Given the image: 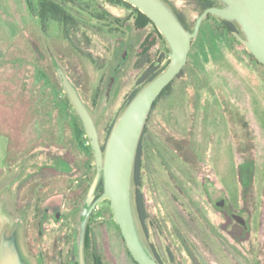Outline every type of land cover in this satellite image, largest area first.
<instances>
[{
  "label": "rangeland",
  "instance_id": "374dc122",
  "mask_svg": "<svg viewBox=\"0 0 264 264\" xmlns=\"http://www.w3.org/2000/svg\"><path fill=\"white\" fill-rule=\"evenodd\" d=\"M167 1L184 15L188 28L193 29L199 16L194 1ZM98 3L120 20L118 26L123 33L95 32L80 25L71 34L80 51L77 54L65 47L57 25H47V31L42 32L26 0H0V149L5 155L17 128L12 126L13 122L17 120L19 128L26 137L31 135L32 141L20 142L16 159H0V188L8 186L9 193L16 187L14 181L22 185L30 180L34 183L14 205L30 221L36 215L35 202L40 195L47 198V189L62 194L56 199L59 204L65 203L64 221L58 225L46 221L41 228L45 231L52 227L56 237L71 236L76 223L79 225L82 221L79 208L69 211L73 203L64 201V197L71 198L70 190L84 176L90 179L95 174L94 159H88L91 155L83 150L84 156H80V148L69 138L71 135L65 136L67 131L72 132L75 114L65 103L57 70L76 88L92 113L99 139L104 143L105 125L119 119L127 95L139 86L144 68L135 66L138 47L152 32L150 27L131 28L132 10L127 6L110 5L101 0ZM237 36L242 34H227L217 16L203 20L191 45L184 74L174 80L169 94L149 113L146 137L154 138L164 149L168 162L164 164L155 157V152L151 153L153 162L145 159L143 163L140 189L149 216L151 241L161 253L166 245L161 227L164 228L163 220H169L165 210L169 207L179 222L180 231L190 239L196 252L206 256L210 264H219L208 249L212 247L216 253L214 247L219 249L220 245L210 244L197 214L207 206L202 193L203 177L221 167L223 179L232 188L237 165L252 160L259 182L264 181V74L249 58ZM158 48L159 43L151 53L155 54ZM116 68L119 71L113 75ZM191 69L206 77L210 91L207 88L197 91ZM43 130L47 132V141L40 136ZM176 158L183 160L184 169L195 178V185L189 191L190 204L194 203L200 210L196 213L170 179L182 176ZM70 185L73 186L69 188ZM8 198L13 199L12 193ZM84 198L78 199V205ZM11 203L6 199L0 203L1 210L7 214L0 217V232L5 225H12L16 217ZM109 209L106 200L94 207L90 219L93 241L103 254L104 264H135ZM30 235L31 240L36 239L35 224L30 228ZM175 244L179 264H196L187 258L179 242ZM41 246L47 248V240ZM21 251L27 258L22 248Z\"/></svg>",
  "mask_w": 264,
  "mask_h": 264
},
{
  "label": "flooded vegetation",
  "instance_id": "af4514ba",
  "mask_svg": "<svg viewBox=\"0 0 264 264\" xmlns=\"http://www.w3.org/2000/svg\"><path fill=\"white\" fill-rule=\"evenodd\" d=\"M213 1V7H221L219 2ZM118 71L119 68L114 69L113 75H117ZM88 112L95 123L92 113L89 110ZM205 116L204 114V117ZM107 125H105V128ZM107 139L108 138L105 139L106 142ZM98 140L102 151H104L106 142H101L99 136ZM152 143L156 144V147H154L155 145L152 146ZM154 152L156 158H160L164 164H167L168 157L164 149H162L154 138L146 137L145 129L140 158V184L137 185L134 183L133 172L131 180V202L139 239L147 253L159 264H179L177 260L180 261V258L176 256L173 248H178V245L175 244L176 242L182 245L184 251L187 253L188 259L196 262V264H210L208 258L197 253L190 239L180 231L179 222L176 220L172 209L169 207L165 209L168 213L169 220H163V227L166 231L160 226L162 233H165L164 236L166 241L163 253H161L153 241H151L148 221L149 216L140 187L141 171L144 160L147 159L153 162V154L151 155V153ZM176 160H178L176 164H179L182 176H173L170 179L173 180V184L177 186L176 188L181 191L182 195L186 196L192 212L196 213L200 210L194 203L190 204L192 199L189 191V187L191 186V188H193L195 185V178L190 171L184 169V162L182 159L176 158ZM213 161L218 163L217 159H213ZM221 170L220 167L219 170H215L203 177L202 193L207 202V206L205 207V211L197 212L201 218L200 221L203 222L206 232L208 233L210 244L213 245L218 243L220 245V250L214 247L217 250H215L216 253L212 250V247L208 249V253L219 261V264H264V181L261 183L259 182L260 179L256 176L255 172V163L252 160H244L237 165L232 181L234 187L232 188L228 187L227 181L223 179ZM33 184L31 180L24 185H22V182L14 181V186L16 187L13 186L14 191H9V193H7L8 186H2L0 188V203L5 199L12 202V214L16 216L13 224L19 223L20 245L30 262L32 264H81V261H83L84 264H104L103 254L100 249L97 248V245H95L91 235L92 229L90 219L94 211V208L91 210V206L98 198H96V196L99 195L97 187L88 202L86 199L87 192L82 196L85 198L81 205H78L79 198L76 197L78 192L77 188L70 190L72 192L71 198L64 197V201L68 199L70 203H73L69 211L73 210L72 212H74L76 208H79V214L82 218L81 223L86 219L83 236L81 223L79 225L76 223V226H74L71 231V236L63 237L59 235L56 237L51 231L52 227H47L45 231L41 228L45 225L46 221H53V225H58L64 221V210L66 207L64 202L63 204H58L53 197L47 196V198L43 199L40 195L36 201L37 203L35 202L36 215L31 221L26 218V214H22L21 210L14 206L16 202L19 201L20 195H24L26 190H31ZM170 184L173 186L172 183ZM136 190H138L142 196L143 218L139 217L135 210L134 197ZM48 192L47 189V193ZM11 193L12 200L8 198ZM101 194L102 193H100V195ZM59 195L62 196V194ZM106 202L109 204L108 200H106ZM41 208H43V212L41 215H38V211ZM5 215L7 216L0 208V217H4ZM33 224H35L37 236L36 239L34 238L31 240L30 228ZM12 225L8 226L11 227ZM181 233L183 235H181ZM45 240H47V248H42L41 243L44 244ZM37 248L38 250H36Z\"/></svg>",
  "mask_w": 264,
  "mask_h": 264
},
{
  "label": "water",
  "instance_id": "95a60500",
  "mask_svg": "<svg viewBox=\"0 0 264 264\" xmlns=\"http://www.w3.org/2000/svg\"><path fill=\"white\" fill-rule=\"evenodd\" d=\"M143 13L162 35L168 48V64L147 83L124 109L114 125L102 151L95 123L76 88L62 74L60 83L68 101L77 114L85 137L93 152L95 174L87 191L90 200L100 180L102 194L93 202L108 200L115 224L126 249L136 264H159L144 249L137 232L131 202V180L135 155L147 117L163 90L171 84L187 64L191 43L208 14L238 25L237 36L259 63L264 65V0H215L221 7L203 11L195 21L192 32L186 30L165 0H123ZM86 219L82 222V236ZM0 264H30L23 255L19 241V223L5 225L0 232ZM81 264H84L81 261Z\"/></svg>",
  "mask_w": 264,
  "mask_h": 264
},
{
  "label": "trees",
  "instance_id": "16d2710c",
  "mask_svg": "<svg viewBox=\"0 0 264 264\" xmlns=\"http://www.w3.org/2000/svg\"><path fill=\"white\" fill-rule=\"evenodd\" d=\"M99 0H26L27 7L29 8L30 12L36 16L38 19L39 26L43 31H47V25H57L60 36L63 41L66 42L65 47L68 49L70 48L72 52H80L75 47L73 43L71 34L77 29L80 25H83L87 28H92L95 32H106L108 34H112L115 32H122L119 29L120 20L113 15H111L107 10L104 9L99 3ZM105 3L110 5H123L127 6L132 10L131 14V28L134 30H143L147 27L152 29V32L149 33L139 44V52L137 54L136 60V68L142 69L144 71L138 80L139 86L132 89L125 99V103L123 106V110L128 106V104L133 100V98L138 94V92L151 80H153L158 74H160L163 69L165 68L166 64L168 63V48L166 45L165 40L163 39L162 35L158 32L156 27L153 23L138 9L132 7L130 4L124 2L123 0H101ZM171 9L176 14L179 21L182 23L184 28L190 32L193 29L188 28L186 25V20L184 15L179 12L170 2L165 0ZM194 4L196 5L199 15L208 8L213 7V0H193ZM211 14H208L206 18L211 17ZM205 18V19H206ZM204 19V20H205ZM223 24V29L229 35L234 34H241L238 25L234 22L226 21L220 19ZM123 33V32H122ZM159 43V48L155 52V54L151 53L152 48ZM193 43V41H192ZM191 43V45H192ZM78 54V53H77ZM249 58L255 63V65L261 70L264 74V65L259 63L251 54H248ZM165 61V62H164ZM164 62V63H163ZM184 68L180 72V74L176 77L179 78L184 74ZM192 70V69H191ZM193 83L197 88V91H200L203 88H207L210 91V87L206 77L199 75L197 72L192 70L190 73ZM175 78V79H176ZM174 79V80H175ZM174 82V81H173ZM169 84L163 92L159 95L156 101L153 104L152 109L157 105L158 101L166 94L172 90V84ZM64 100L66 105L74 112L75 114V121H74V134L76 138L80 141L83 149L91 155L88 159H93V152L88 144V140L85 137V133L82 127V124L75 113L74 109L70 105L66 94H64ZM95 102V101H93ZM149 117V115H148ZM147 117V120H148ZM206 117V116H205ZM118 120V119H117ZM117 120H114L112 123L106 126V138L109 137L114 125L116 124ZM146 120V123H147ZM146 123L144 125L141 138L139 140V144L137 147L135 161L133 166V181L135 184H140V169H141V149L143 143V135L146 129ZM81 139V140H80ZM155 145V146H154ZM152 146L156 147V144L152 143ZM91 161V160H90ZM90 161H87V166H89ZM84 180H81L80 183L76 186L78 189L77 198H81L86 194L89 189L90 183L93 179L89 176H84ZM78 182V181H76ZM49 183V182H48ZM73 185H70L71 188ZM97 190L100 193L103 192L102 182L100 180L99 184L97 185ZM53 195V196H52ZM99 195L96 196L99 197ZM47 196L53 197L55 201H57L56 197L61 196L59 194H55L53 191L47 193ZM46 197V196H45ZM43 199H45L42 196ZM59 204V201H58ZM134 206L135 210L138 213L139 217L143 218V202L142 196L138 190H136L135 197H134ZM111 211V209H109ZM128 253V251H127ZM129 254V253H128ZM130 256V254H129ZM131 257V256H130ZM134 262V261H133ZM135 263V262H134ZM136 264V263H135Z\"/></svg>",
  "mask_w": 264,
  "mask_h": 264
},
{
  "label": "crops",
  "instance_id": "0c3cea01",
  "mask_svg": "<svg viewBox=\"0 0 264 264\" xmlns=\"http://www.w3.org/2000/svg\"><path fill=\"white\" fill-rule=\"evenodd\" d=\"M14 114H16V112L15 111H13V115ZM15 116V115H14ZM20 123V122H19ZM19 123H18V120H17V123H15V122H13V125L12 126H16L17 125V128H16V130H15V134L12 136V138H11V140H10V142L7 144V146H6V153H5V155L3 154L4 152H3V149L0 151V159H16L18 156H16L15 155V153L17 154V152H16V150H20V142L22 143V141L24 142H27V143H25V144H30L32 141L30 140V137H31V135H29V137H26V135H24V133H23V129L22 128H19L20 127V125H19ZM44 131V132H43ZM41 133H42V135H40L41 137L42 136H44V137H42L44 140L43 141H47V132H45V130H43ZM72 133V134H71ZM71 135L69 138L70 139H73V141L75 142L74 144H76L79 148H80V151H79V153H80V156H84L83 154V147H82V145H81V143H80V141L76 138V136H75V134H74V121H73V126H72V132H70L69 133V131H67L66 132V135L65 136H67V135ZM68 135V136H69ZM67 136V137H68ZM28 138V139H27ZM81 140V139H80ZM24 144V145H25ZM0 148H2L1 146H0ZM76 156H77V154H76ZM57 182V181H56ZM55 182V183H56ZM51 185V184H50ZM47 188H49L48 186H47ZM51 189V188H50ZM56 193V192H55Z\"/></svg>",
  "mask_w": 264,
  "mask_h": 264
}]
</instances>
